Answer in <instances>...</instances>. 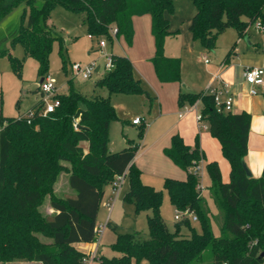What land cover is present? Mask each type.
<instances>
[{
    "label": "trees",
    "instance_id": "1",
    "mask_svg": "<svg viewBox=\"0 0 264 264\" xmlns=\"http://www.w3.org/2000/svg\"><path fill=\"white\" fill-rule=\"evenodd\" d=\"M36 1L41 5L37 6ZM195 6L188 26L193 39L209 50L217 36L234 28L239 37L255 21L264 23V0H192ZM20 2L28 8L25 24L21 23L11 37L20 43L25 55L38 64V75L47 73L49 54L54 41L63 39L47 19L55 5L83 14L87 34L95 37L122 36L132 44V18L150 16L154 52L150 58L156 78L161 83L181 81V60L165 55L169 29L166 13L174 10L173 0H0V20ZM26 9H23V20ZM116 27L114 36L111 27ZM233 47L226 53L227 60ZM12 71L20 76L22 60L8 50ZM63 58V53L60 50ZM114 66L95 81L96 87L108 94H139L151 105L154 97L134 75L130 59L112 53ZM64 63V61H63ZM64 68V66H62ZM66 92L54 93L59 104L51 112L42 113L39 100L31 116L3 117L0 114V264L14 259L40 264H84L85 252L77 244L92 243L96 238L97 215L104 187L117 174H125L128 188L122 201L131 203L134 211L149 210L147 237L137 232L117 233L110 244L116 252L111 256L98 254L100 264H263L264 263V163L259 177L248 176L242 166L247 153L251 116L217 110L213 94L205 91H184L177 94V105L200 103L199 122L206 124L210 135L220 144L222 156L230 165L229 180L224 182L217 161L205 162L210 183L208 196L218 210V235L211 225V212L202 195L199 175L191 167L204 159L198 136L187 144L179 133H173L164 154L186 171L185 179L165 177L163 188L175 210L196 215L200 228L190 225L188 216L177 220L170 230L160 214L161 190L141 181V170L133 163L138 142L126 138L119 151L108 150L109 123L117 120L110 97L84 95L67 80ZM264 101V92L262 93ZM264 117V110H263ZM143 121L139 126L142 135ZM85 143V144H84ZM68 161V184L74 197L61 198L52 193V185ZM55 213L45 218L38 206L45 194ZM108 225L110 223L108 222ZM187 226V233L181 227ZM116 229V225L113 226ZM36 233L52 239L39 241Z\"/></svg>",
    "mask_w": 264,
    "mask_h": 264
},
{
    "label": "rangeland",
    "instance_id": "2",
    "mask_svg": "<svg viewBox=\"0 0 264 264\" xmlns=\"http://www.w3.org/2000/svg\"><path fill=\"white\" fill-rule=\"evenodd\" d=\"M36 5L40 6L41 2L36 1ZM173 7V12L170 14L166 13L165 16L169 20V29L177 31V36L174 38L166 37L165 42L167 46H164V52L166 55L167 48L168 52L170 51L176 55L174 57L180 58L182 62V74L185 73L189 76L193 74L207 76L208 70L212 69L211 65L214 64L213 61L218 63L232 47L238 51L237 53L240 56L242 55L244 49L241 46L245 43L244 38L243 36L239 37L234 28L224 30L217 36L214 47L209 50H204L200 42L197 39H193L188 30L191 18L195 13L193 1L173 0ZM24 8L26 9V13L22 20L21 15ZM27 13V6L25 3L20 2L0 20V49H6L12 56L22 60L21 72L20 76H18L11 69L8 55L4 54L0 56V112L3 116L17 117L18 115H26L29 111L33 110L34 105L41 98L38 90V82L41 75H38L37 72V61L25 55L20 43L11 42V36L17 32L20 24H25ZM143 16L140 15L138 17L144 18ZM47 23L53 26L63 39L62 46H60L58 41L53 42L47 70V73L54 78L57 89L61 92H66L68 90L67 80L71 79L74 87L84 95L90 96L92 94H98L102 97L109 96L116 115L120 119L127 121V119L130 120L132 117L138 116L144 120L141 136L139 135V126L132 125L129 121L123 125L117 120L110 121L108 149L111 151L123 149L126 146V138L133 139L140 144L133 163L141 170V181L143 183L162 191L163 198L160 206V214L167 227L173 230L174 223L177 221L174 218L176 210L169 202L167 193L163 188V181L165 177L176 179L186 178V171L176 166L164 154V148L170 145L171 135L177 132V130L175 131L172 128L175 117L159 115L161 105L158 88H154L148 84L144 77L140 75L143 86L154 97L151 106L142 95L135 93H112L109 95L105 88L95 86V81L104 72L105 53L113 52L114 54L126 55L133 63L136 74H138L136 70L138 62H146L151 66L150 58L154 52V43L150 23L147 27L144 25L137 26L138 28L133 35L131 45H128L122 36L113 37L111 40L106 37L92 36L89 38L86 24L83 21V14L65 9L60 4L54 6L47 19ZM252 27L249 32L251 41L258 43L260 50H264V33L255 26ZM101 38L105 41V46L103 47L98 45V41ZM244 46L246 47V45ZM60 50L63 53V58L60 55ZM256 50L254 51L258 52ZM202 55H205L209 59L210 64L206 65L204 63ZM73 61L81 64L94 61L95 65H99L100 68L97 73H92L89 78L82 79L74 75L71 71L70 65ZM161 86L163 85L160 84L159 89ZM197 90H200V88ZM167 105V101L163 98V108ZM164 139L168 141L167 146H163ZM60 163L65 168L58 173L52 185V193L61 198L74 197L72 194L73 190L68 184L70 163L63 160ZM198 165H201V161H199ZM199 175V183L202 186L201 191L211 212L210 220L212 229L214 234L218 235L219 221L217 216L219 212L208 196V189L206 187L209 185L210 179L205 169V161ZM127 188V177H124L113 207H106L103 204L108 197L114 198V194L110 192V188H105V195L103 196V202L99 209L96 224L97 226L105 225L99 242V247L103 255L111 256L116 254L111 249L110 244L114 241L117 233L137 232L140 238L147 237V215L150 214V211L144 210L136 213L133 204L123 202L122 195ZM38 210L45 218H48L50 213L53 212V208L51 209L50 206V195L48 193L44 195L41 204L38 206ZM107 217L110 220L109 226L106 225ZM189 219L190 225L194 226L196 230H199V222L192 220V216H189ZM116 224L117 227L114 229L113 226ZM188 231L187 226L181 227V232L187 233ZM36 236L39 241L45 244H50L52 241L50 237L44 236L41 233H36ZM16 260L18 259L12 261L15 262ZM94 260H97V258H93L91 261ZM89 262L87 260L84 264H88ZM131 264H134V262ZM139 264L146 263L142 260Z\"/></svg>",
    "mask_w": 264,
    "mask_h": 264
},
{
    "label": "crops",
    "instance_id": "3",
    "mask_svg": "<svg viewBox=\"0 0 264 264\" xmlns=\"http://www.w3.org/2000/svg\"><path fill=\"white\" fill-rule=\"evenodd\" d=\"M143 17L144 18L134 16L132 18L134 33H136V30L140 25H144L146 27L149 25L150 16L144 14ZM252 26H254V24L249 25L246 28V32L243 35L245 43L242 44L241 46L244 49L242 51V55L240 56V54L237 53L238 51H236L235 48L233 47V52L231 53V55L227 60L225 59V57H223L218 63H215L213 61L214 64L211 65L212 69L208 70L206 74L207 76H201L199 74H193L192 76H189L185 73L182 74V62H181L180 82H169V83L159 82L154 73L152 64L151 66H149L150 64L148 65V63L146 62H142L144 64L138 62L137 63L138 66L136 68L138 74H136V72L134 71V75L141 80L142 85H143V81L140 76L144 77V79L148 82V84L152 85L154 88H158L159 101L161 105V107L159 108V113H160L159 115L175 117V122L172 124L173 125L172 128L175 131L177 130L176 133H179L182 136L183 140L191 146L194 144L195 137L198 136L199 147L204 154V159L201 160L200 170L203 169L204 161L206 162V161L215 160L219 165L221 178L224 182H227L229 180L230 165L228 161L222 156L220 150V144L218 140L212 137L209 131L207 130L206 125L203 124L202 122H199L197 119L200 109V103L197 101L193 105H184L183 107L178 108V106L176 105V99H177V94L180 90L193 91V92H198V91L210 92L211 89H217L223 91V93L221 94L222 98H225L227 94L230 95L232 97L231 112L237 113L240 111H246L251 116L250 127L248 132L247 153L243 161L250 170L251 175L253 177H259L262 172L263 163H264V117H263L264 101L262 96V93L264 92V81L261 85L253 86V88H255L256 90V93L252 94L249 92L252 86L247 84L243 77V70L247 66H261L264 69V50L263 49L260 50L259 44L255 43L254 41H251L249 37V32L253 28ZM176 36L177 34L175 36H167V38H174ZM165 45L167 46L166 42H164V46ZM244 45H246L247 48ZM203 49L206 50L204 47ZM252 49L254 50L257 49L256 51L258 52H255L254 50L252 51ZM166 55L170 57L176 56L174 53H171L170 51L168 52L167 48H166ZM202 58L206 65L210 64L208 58H207L208 62H205L204 60V58H206L205 55H202ZM160 84L163 86H161V88L159 89ZM198 88H200V90H197ZM55 92L56 93L61 92L57 89L56 84H55ZM163 98L167 101L168 104L164 108H163ZM179 113L181 114V116L178 115ZM19 116L21 115H18L17 117ZM3 117H11V116H3ZM135 117L138 116H134L130 120L127 119V121L131 123V120ZM142 121L144 123L143 119ZM132 125L138 126L139 124H132ZM0 128H1V124H0ZM164 140L165 141L163 146H167L166 144L168 141L167 139ZM139 146L140 144L138 143V149ZM108 150L111 151L110 149ZM105 188H110V192H111L110 185H106L104 187V195H105ZM73 192L75 193L74 190ZM73 192L72 194L75 196ZM115 198L108 197L103 204L106 207H109L107 206V203L111 201L112 203L111 206L113 207ZM52 211L53 212L50 213V216L48 218H50L55 213L54 209ZM97 220H98V215H97ZM108 222L110 223L109 219L106 221L107 226H109ZM103 226L105 227V225ZM99 242H100V238H99ZM99 242L77 244L76 247L85 253L95 250L96 254L98 255L99 253L102 254L101 248L99 247L100 245ZM11 263L40 264V262L27 261L21 259H18L15 262L10 261L5 264H11ZM88 264H100V262L97 259L94 261H90Z\"/></svg>",
    "mask_w": 264,
    "mask_h": 264
},
{
    "label": "built area",
    "instance_id": "4",
    "mask_svg": "<svg viewBox=\"0 0 264 264\" xmlns=\"http://www.w3.org/2000/svg\"><path fill=\"white\" fill-rule=\"evenodd\" d=\"M254 26L264 32V23L260 20L255 21ZM116 27H111L110 28V33L114 36V34L116 33ZM89 38H91V35H88ZM98 45L100 47L105 46V41L101 38L98 41ZM105 62H104V72L109 71L113 68L114 63H113V57H112V52L110 53H105ZM205 62H208L207 58H204ZM71 71L73 72L74 75H77L79 77H81L82 79H87L89 78L92 73H97L99 71L100 66L99 65H95L94 61L89 62L87 64H81L79 62H72L71 63ZM103 72V73H104ZM264 69L261 66H247L244 68L243 70V77L244 80L247 84L251 85L252 87L250 88L249 92L250 93H256L255 88H253V86H258L261 85L264 81ZM38 90L40 92L41 98L40 101L43 104L42 107V113L45 114L47 112H51L53 111V109L59 104V101L57 98H55L53 95L55 93V81L54 78L52 76H50V74L46 73L44 75L41 76V78L39 79L38 82ZM210 93L213 94V100L215 102V106L217 108V110L220 111H231V106H232V97L230 95H226L225 98L221 97V94L223 93L222 90H217V89H211ZM33 114V111H29L26 116H31ZM179 116H181V114H178ZM200 115L198 114V121H199ZM142 122V119L139 117H135L131 120L132 124H140ZM204 124V123H203ZM206 125V124H205ZM207 127V126H206ZM197 164H194L191 167V170L199 175L201 166ZM200 176V175H199ZM125 177V174H117L115 175L114 179L111 181L110 186H111V192L112 194H114V198L117 196L119 189L121 187L122 181ZM198 188L200 189V191L202 190V186L200 185V183L198 184ZM112 203L111 201H109L107 203V206H111ZM186 216H192V220L196 221V215L189 213L187 210H176V213L174 215V218L176 220H180ZM104 226L103 225H99L96 226L95 228V234H96V238L94 240V242L98 243L99 242V238L103 232ZM93 258H97V254L96 251H89L87 253H85V257L83 259L84 263L89 260L91 261ZM264 264V263H263Z\"/></svg>",
    "mask_w": 264,
    "mask_h": 264
},
{
    "label": "water",
    "instance_id": "5",
    "mask_svg": "<svg viewBox=\"0 0 264 264\" xmlns=\"http://www.w3.org/2000/svg\"><path fill=\"white\" fill-rule=\"evenodd\" d=\"M242 166H243V168H244L246 174H247L248 176H251L250 170L248 169V167L246 166V164L244 163V161L242 162Z\"/></svg>",
    "mask_w": 264,
    "mask_h": 264
}]
</instances>
